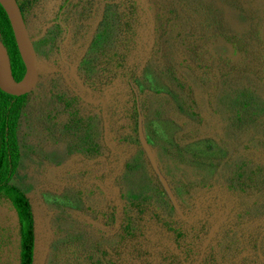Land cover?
<instances>
[{"label":"rangeland","instance_id":"rangeland-1","mask_svg":"<svg viewBox=\"0 0 264 264\" xmlns=\"http://www.w3.org/2000/svg\"><path fill=\"white\" fill-rule=\"evenodd\" d=\"M17 1L37 80L10 181L32 264H264V0ZM17 229L0 194V264Z\"/></svg>","mask_w":264,"mask_h":264},{"label":"trees","instance_id":"trees-1","mask_svg":"<svg viewBox=\"0 0 264 264\" xmlns=\"http://www.w3.org/2000/svg\"><path fill=\"white\" fill-rule=\"evenodd\" d=\"M0 39L6 47L11 73L19 79L24 65L19 57L12 32L0 6ZM26 93L12 94L0 89V194L12 205L18 222V264H32L34 248L33 215L23 190L10 181L19 158L16 129Z\"/></svg>","mask_w":264,"mask_h":264},{"label":"water","instance_id":"water-1","mask_svg":"<svg viewBox=\"0 0 264 264\" xmlns=\"http://www.w3.org/2000/svg\"><path fill=\"white\" fill-rule=\"evenodd\" d=\"M0 6L5 12L14 39L13 42L15 43L19 57L21 58L24 65V71L21 77L19 79H14L11 73L6 47L0 39V89L12 94L26 93L35 85L37 80L35 52L32 43L30 42V37L28 36L22 13L20 11L19 5L16 3V0H0ZM59 58L66 64L67 72L74 83L80 89L84 90L87 93L88 98L91 99L90 89L81 82L80 78L74 70L72 63L68 60V58H64L61 53H59ZM135 100L138 113L136 131L139 143L142 146L145 154H147L146 156L151 164V167L156 173L157 178L164 191L167 192L166 194L169 200L178 210L176 198L173 194L174 192L171 190L166 178L161 173L154 157L155 154L152 152L150 145L143 134L140 118L142 116L140 115L138 110L136 95Z\"/></svg>","mask_w":264,"mask_h":264},{"label":"flooded vegetation","instance_id":"flooded-vegetation-1","mask_svg":"<svg viewBox=\"0 0 264 264\" xmlns=\"http://www.w3.org/2000/svg\"><path fill=\"white\" fill-rule=\"evenodd\" d=\"M16 3L19 5V8H20V11H21V13H22V9H21V6H20V4L18 3V1L16 0ZM22 17H23V13H22ZM23 20H24V18H23ZM25 23V22H24ZM58 24L61 26V27H64V29H65V35H64V37H63V39H62V41L61 42H65L66 40H67V37H68V30H69V28H68V25H64L61 21H58ZM61 44V43H60ZM60 44H59V47H58V57H59V53H61L62 54V50H61V48H60ZM63 55V54H62ZM61 60V59H60ZM70 61V60H69ZM73 65V64H72ZM74 67V66H73ZM76 72V71H75ZM86 86V85H85ZM88 87V86H87ZM89 88V87H88ZM90 89V88H89ZM132 90H133V92H134V100H135V95L137 96V94L135 93V88L134 87H132ZM90 93H91V90H90ZM87 94V93H86ZM91 95V94H90ZM135 102H136V100H135ZM137 103H138V97H137ZM136 104V103H135ZM138 105V104H137ZM136 109H137V107H136ZM136 133H137V131H136ZM138 138V137H137Z\"/></svg>","mask_w":264,"mask_h":264}]
</instances>
